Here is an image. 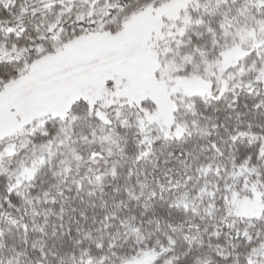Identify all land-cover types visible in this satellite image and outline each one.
I'll return each instance as SVG.
<instances>
[{
  "label": "snow or ice",
  "instance_id": "snow-or-ice-1",
  "mask_svg": "<svg viewBox=\"0 0 264 264\" xmlns=\"http://www.w3.org/2000/svg\"><path fill=\"white\" fill-rule=\"evenodd\" d=\"M0 264H264V0H0Z\"/></svg>",
  "mask_w": 264,
  "mask_h": 264
}]
</instances>
